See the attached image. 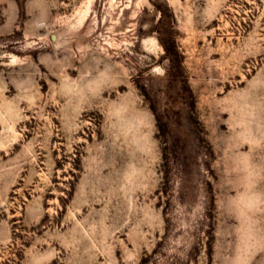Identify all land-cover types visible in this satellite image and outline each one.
<instances>
[{"label": "rangeland", "instance_id": "rangeland-1", "mask_svg": "<svg viewBox=\"0 0 264 264\" xmlns=\"http://www.w3.org/2000/svg\"><path fill=\"white\" fill-rule=\"evenodd\" d=\"M0 264H264V0H0Z\"/></svg>", "mask_w": 264, "mask_h": 264}]
</instances>
